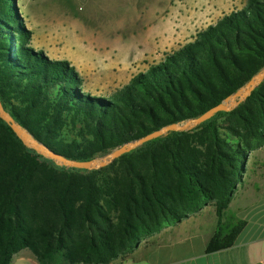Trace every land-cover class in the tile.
<instances>
[{"label":"trees","instance_id":"1","mask_svg":"<svg viewBox=\"0 0 264 264\" xmlns=\"http://www.w3.org/2000/svg\"><path fill=\"white\" fill-rule=\"evenodd\" d=\"M18 2L0 0V102L68 159L104 156L196 118L264 67V0H245L124 86L92 95L68 60L33 47ZM263 145L264 79L233 109L92 170L39 154L0 117V264L24 248L40 264H109L205 205L220 223L249 155Z\"/></svg>","mask_w":264,"mask_h":264},{"label":"rangeland","instance_id":"2","mask_svg":"<svg viewBox=\"0 0 264 264\" xmlns=\"http://www.w3.org/2000/svg\"><path fill=\"white\" fill-rule=\"evenodd\" d=\"M18 1L25 23L32 31L33 47L42 49L53 59L68 60L82 76L84 88L96 96L124 86L134 75L161 61L166 53L191 42L199 31L245 2ZM252 155L242 176L247 182Z\"/></svg>","mask_w":264,"mask_h":264},{"label":"crops","instance_id":"3","mask_svg":"<svg viewBox=\"0 0 264 264\" xmlns=\"http://www.w3.org/2000/svg\"><path fill=\"white\" fill-rule=\"evenodd\" d=\"M263 147L251 152L249 181L242 177L220 223L214 207L205 205L179 222L162 225L109 264H264ZM9 264L40 261L24 248L13 254Z\"/></svg>","mask_w":264,"mask_h":264},{"label":"water","instance_id":"4","mask_svg":"<svg viewBox=\"0 0 264 264\" xmlns=\"http://www.w3.org/2000/svg\"><path fill=\"white\" fill-rule=\"evenodd\" d=\"M263 79H264V67L257 74H255L243 87H241L235 93L227 97L223 102L213 106L212 108L204 112L202 115L193 119H189L181 124L174 123L164 126L159 130H156L154 132L147 134L144 137L139 138L136 141L128 142L120 146L119 148L114 149L113 151H111L110 153L104 156H101L99 158L96 157L88 161H77V160L68 159L62 155H58L53 151L49 150L45 145L41 144L36 139H34L33 136L30 133H28L27 130H25L17 122H15V120L4 109L1 102H0V117L10 124L11 128L14 130V132L19 136V138L23 141V143L27 147L36 150L39 154L47 158L53 159L57 163L61 165H65L67 167L92 170V169H98L100 167L109 164L114 159L119 157L122 153L128 152L131 149L155 137L162 136L166 134L168 131L188 130L196 126L197 124L201 123L202 121L210 118L218 111H228L233 109L238 103L243 101L251 93L254 87L257 86ZM228 101L230 102L228 103Z\"/></svg>","mask_w":264,"mask_h":264},{"label":"built area","instance_id":"5","mask_svg":"<svg viewBox=\"0 0 264 264\" xmlns=\"http://www.w3.org/2000/svg\"><path fill=\"white\" fill-rule=\"evenodd\" d=\"M70 264H84V263H82V262H80V261H75V262H72V263H70Z\"/></svg>","mask_w":264,"mask_h":264}]
</instances>
